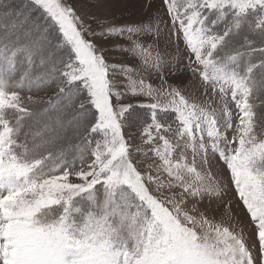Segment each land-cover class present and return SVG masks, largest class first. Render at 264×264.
<instances>
[{
  "label": "snow or ice",
  "instance_id": "snow-or-ice-1",
  "mask_svg": "<svg viewBox=\"0 0 264 264\" xmlns=\"http://www.w3.org/2000/svg\"><path fill=\"white\" fill-rule=\"evenodd\" d=\"M91 20L72 0H0V264H264V0ZM25 89L55 97L31 140Z\"/></svg>",
  "mask_w": 264,
  "mask_h": 264
},
{
  "label": "rangeland",
  "instance_id": "rangeland-1",
  "mask_svg": "<svg viewBox=\"0 0 264 264\" xmlns=\"http://www.w3.org/2000/svg\"><path fill=\"white\" fill-rule=\"evenodd\" d=\"M72 2L77 8V14L88 16L89 23L93 24L95 21L91 20L92 16H95L98 19L106 18L113 20L116 23L137 22L146 18L150 12H155L156 9L160 8V0H153V8L151 9L146 8L145 0H72ZM153 39L154 37L151 36L140 37V40L145 44L150 43ZM166 40V34L162 35L158 46L153 49L154 55L157 51H159L162 55L165 54L167 51L165 44ZM112 44H122L128 46L130 45V41L116 38L113 39L108 46L111 47ZM171 50L174 51V44L172 45ZM106 55L110 62L114 64H129L138 67L140 63L139 60L131 57L130 54L125 51H109ZM144 75L148 83L152 84L154 87L159 85L160 82L154 74L148 75L145 73ZM168 78L172 82L179 83L180 79H184L185 77L177 74V76H169ZM192 91L191 87H189L185 90V95L191 97ZM232 107L234 109V105H232ZM211 171L216 178H221V169L214 166ZM225 223H229L227 218H225Z\"/></svg>",
  "mask_w": 264,
  "mask_h": 264
},
{
  "label": "trees",
  "instance_id": "trees-1",
  "mask_svg": "<svg viewBox=\"0 0 264 264\" xmlns=\"http://www.w3.org/2000/svg\"><path fill=\"white\" fill-rule=\"evenodd\" d=\"M29 95L32 97L31 101L27 99ZM21 96L24 104L35 114L34 117L26 118L24 122L26 126L23 131L30 133L29 139L31 140V133L41 131L44 123H50L51 120L55 118L56 113L48 104L49 99L54 100L55 97L53 91L50 89H42L38 91L34 89L30 93L25 89L21 91ZM46 109H48L47 112L45 111ZM255 111L257 112V117L264 115V106L257 107ZM64 135L66 138L60 141L59 147L63 148L68 153V159L71 160L77 151L75 147L77 140L70 129L64 133ZM37 140H39V137H37ZM76 164L79 166L78 160L76 161Z\"/></svg>",
  "mask_w": 264,
  "mask_h": 264
}]
</instances>
